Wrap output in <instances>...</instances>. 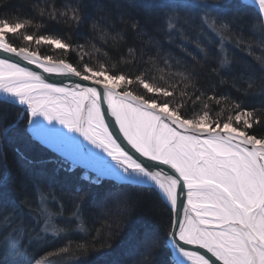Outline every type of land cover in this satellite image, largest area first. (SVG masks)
I'll return each instance as SVG.
<instances>
[{"label":"snow or ice","instance_id":"snow-or-ice-1","mask_svg":"<svg viewBox=\"0 0 264 264\" xmlns=\"http://www.w3.org/2000/svg\"><path fill=\"white\" fill-rule=\"evenodd\" d=\"M254 2L258 12L248 19L244 0H113L119 22L136 37L135 45L127 47L128 71L113 72L90 63L76 66L70 59L110 32H115L112 43L128 45L124 39L128 33L115 31L107 4L100 0H26L12 9V0H0V92L12 98L5 104L23 106V114L17 112L11 120L7 109L0 108V200L11 205L0 208V217L10 224L21 219L31 203L29 196L47 185L42 177H33L35 162L23 146L9 143L23 135L22 123L31 133L36 118L43 117L53 128L63 126L58 135L48 138L61 145L68 157L85 158L103 172H115L122 182L159 190L169 217L163 241L155 231L137 233L134 229L130 241L136 256L131 264H264V102L257 108L241 101L234 104V115L222 116L212 111L210 103L201 107L203 100L217 105L228 101L229 96L221 94L216 85L196 87L199 80L189 88L183 83L165 85L154 82L152 74L153 62L168 67L173 60L154 36L163 33L168 43L174 37L183 42L189 22L201 33L214 34L222 47L231 44L249 51L253 46L246 41L260 30L256 47L264 51V0ZM130 8H143L146 16H132L127 11ZM35 21L40 22L39 32L31 30ZM52 26L60 35L50 34ZM44 45L69 56L42 55L39 49ZM201 51L205 59L216 55L211 49ZM257 59L264 66V56ZM171 66L180 65L173 62ZM184 71L186 80L195 79L196 61ZM210 72L219 83L227 82L221 78L220 65ZM44 74L61 79L49 83ZM255 90L249 83L244 93ZM259 91L264 95V83ZM108 114L114 121L106 119ZM116 132L150 163L125 150ZM10 185L18 189L14 198L9 196ZM87 195L75 192L70 196L76 212L64 217L69 230L71 221L82 214ZM104 203L114 204L126 223L116 221L103 243L85 238L73 264H93V256L105 258V264H121L102 254L111 252L117 233H124L136 203L111 194ZM35 222L37 226L43 223L37 233L41 239L50 230L60 231L47 218ZM24 234L22 230L21 239ZM165 249L169 251L162 261ZM61 251L68 252L69 246ZM0 264H8L7 255H0Z\"/></svg>","mask_w":264,"mask_h":264},{"label":"trees","instance_id":"trees-1","mask_svg":"<svg viewBox=\"0 0 264 264\" xmlns=\"http://www.w3.org/2000/svg\"><path fill=\"white\" fill-rule=\"evenodd\" d=\"M100 2L105 3L111 9L110 16L112 18L113 23L115 24V31H124L127 32V36L124 37L129 43L127 46H122L121 44L112 43L110 37L115 35V32L106 33L105 37H102L99 43H93L90 47L82 51H78L75 55L71 56V61L79 66L83 63H90L93 67H107L110 68L113 72L117 70L128 71V64L131 63V58L126 56L127 47L134 46L136 43V37L133 33H131L124 25L119 22V11L114 8L113 0H100ZM26 0H12V4L9 6L12 9L19 8L22 4H25ZM127 11L132 16H146V12L143 8H130ZM244 15L248 19H254L256 13L244 9ZM53 30L50 33L51 35H60V32L56 30V26H52ZM32 32H39L40 22L35 21L31 26ZM261 31L256 30L255 35L250 37L246 43L252 45V50L249 51L246 48H237L228 44L223 46L219 43L218 38L207 31L201 33L196 25L191 24L189 22L188 29L186 30V36L183 40L179 37H174L173 43H168V38L164 36L163 33L156 34L154 39L156 41H160L163 43V51L166 53H171L173 60L168 61L169 66L165 67L163 62H153L152 64V74L154 82L162 83L165 85L168 84H184L185 88L191 87L196 80H199L200 83L196 84V87H207L209 84L216 85L217 90L223 94L229 96L228 101H222L221 104L217 105L215 101L209 102V100H203L201 102V107L203 104H209L212 108V111L215 114L228 116L234 115L232 111L235 103L243 102L245 105L251 107L255 106L259 108L261 103L264 102V95H262L259 91V86L264 83V72L262 70V64L257 59V57H262L260 54V48L256 47L257 42L260 40ZM105 39L109 42L105 43ZM144 40L147 42L148 38L144 37ZM22 43V41H21ZM35 47V45H33ZM202 49L207 50L211 49L213 53H216L215 56L205 59V55L202 53ZM40 52L42 55H52L54 59L57 57H68V53L61 54L58 50L54 48H50L46 45L40 46ZM194 60L196 61V72L198 75L193 80H186L188 75L187 72L184 71V67L191 68L193 66ZM173 62H178L179 67H172ZM218 65L221 67V78L227 80L226 83H219L217 77L211 75L210 69L216 68ZM133 70L135 67L133 65ZM234 78V79H233ZM252 83L256 88L250 94L245 95L244 89L248 87V84ZM181 88H177V92L181 91ZM208 96L211 97L212 93L209 92ZM0 108H6L9 112V119L15 116L13 108H7L4 105H0ZM223 109V111H222ZM200 109H197L199 112ZM26 126L25 123H22L20 126V132L23 133L19 139L12 138L9 143H19L23 146L24 150L27 153L28 147L36 148L42 154L45 147H42L38 142H36L29 134L25 131ZM39 148V149H38ZM32 149L30 151H33ZM28 154V153H27ZM29 156V154H28ZM30 157V156H29ZM31 158V157H30ZM14 159V157H13ZM42 164L35 163L34 164V172L33 177L39 178L44 176V174L51 175L54 169L51 167H42ZM41 172V173H40ZM43 174V176L41 175ZM64 181H57L50 183V185H55V189L59 192L63 191L62 188L65 189V185L67 183H71L75 185L73 177H62ZM105 184L108 183L111 186H116L113 182L103 181ZM93 187V186H92ZM74 188V187H73ZM101 186L93 187V189H89L87 198L83 202V212L82 214L76 218L73 222V225L66 227L64 223H60V226L65 232V234H59L55 238L44 239L41 242H34L32 246L26 244L20 245L21 249L19 257V263L17 261L16 264H61L65 261L69 264L71 261L73 262L76 257L79 255L77 248L80 244L85 243V238L88 241L95 243L96 241H103L112 233L113 229L116 227L115 222L121 221L125 222V217L119 212L114 204H109V206H105L102 203V200L98 202L96 205V200H99V196L102 193ZM50 191H53L49 188ZM119 190V189H117ZM134 190V191H133ZM83 191H86L83 189ZM90 192V193H89ZM124 192V193H121ZM144 190L140 191L139 189L132 188V191H115L114 193H118L121 197L127 196L133 202L136 203V207L134 208L131 220L124 233H117V236L114 239L118 238L113 245V249L109 253L102 254L104 257H108L110 259H115L121 262V264H131V261L136 256V250L131 243V238L134 232V229L137 233H142L144 230H152L155 231L163 241V234L165 229L168 226V207L167 204L160 200V197L156 195L143 194ZM18 194V189L15 185L9 186V195L11 197H15ZM74 192H72V195ZM71 196V195H70ZM71 202V206H69V201H67L65 210L66 212L73 209V203L70 198H68ZM93 201L91 203V207L89 201ZM104 200V199H103ZM69 209V210H68ZM33 215L34 209L31 208ZM28 205L26 210H24L22 214V218L26 219L21 223L25 225L23 232L26 233L23 235V239L31 237L33 234L37 232L39 227L35 223V217L28 216ZM74 213V212H73ZM30 218V220L28 219ZM3 220V219H2ZM0 219V222L2 221ZM20 222V220H19ZM79 224H77V223ZM59 223V222H57ZM80 226V229H79ZM64 229H66L64 231ZM78 229V230H76ZM76 234H73V233ZM65 246H69L68 252L61 251ZM99 247V244H96ZM168 249H165L161 253V260H165L168 255ZM27 254V257L30 259L27 261L23 258V254ZM93 264H105V258L99 256H93L92 258ZM14 261H10L13 264ZM16 262V261H15Z\"/></svg>","mask_w":264,"mask_h":264},{"label":"rangeland","instance_id":"rangeland-1","mask_svg":"<svg viewBox=\"0 0 264 264\" xmlns=\"http://www.w3.org/2000/svg\"><path fill=\"white\" fill-rule=\"evenodd\" d=\"M244 9H248L254 13L257 14L258 12V7H256L255 5H249L244 1ZM260 50V54L262 56H264V51ZM260 61V60H259ZM262 70L264 72V66H262ZM5 100H3L2 98H0V105H4L5 107L9 108H13L14 113L16 114L17 112H20L21 114H23V108L21 106H14L12 104H5L4 103ZM11 103V101H9ZM26 117V114H25ZM27 118V117H26ZM25 126L27 127V125L25 124ZM30 137H32L36 142H38L42 147L46 148V151L44 150V152L41 154L39 152V150H37L36 148H30L28 147L27 153L29 154V156L31 157V159L35 162V163H40L42 165V167H52L53 169H60L61 177H73V180L75 182V185L71 184V183H67V185H65V189H63V191L59 192V191H55L53 189H55V185H49L50 188L53 191H50L47 194L49 195H43L42 192L37 191V194H34V197L37 198L38 201V205L34 208V213H35V221L36 219H39L41 221H43L45 218L49 219V222L52 223L53 228L55 229H59V232H53V231H49L47 233V235H45L42 239L39 238L37 236V233L40 232V227L37 230V232L35 234H33L31 237H29V240H27L26 244L29 246H32L34 244V242H44V239H51L55 238L56 236H58L59 234H65V232H63L60 223H64V217H72L73 216V212L76 211V209H70V211L66 212L65 207L66 204L68 203L67 200L68 198H70V195H72V192H87L89 189H93V187H99L101 186V188L103 187L104 189H102V193L99 196V200H91L89 201L90 207H91V203H93V201L95 202V204L97 205L98 202H100L102 200V203L105 205V198L107 196H109L110 194L113 196H120L118 195V193H114L115 191H125V192H130L132 191V188H136L139 189L140 191L144 190L143 194H150V195H158V190L155 188H148L146 186H142V185H132L128 182H122L120 180H117L113 177H104L102 175H97L95 174V172H93L91 169H87L84 166H81L78 163H74L71 162L70 160H68V158L66 156H64L61 152L58 151H53L52 148L45 146L44 144H41L35 137H33L31 135V133H28ZM32 149H35L33 151H30ZM50 158V159H49ZM59 171V172H60ZM64 181L62 178H60V182ZM103 181H107V182H113L114 184L117 185L116 186H111L108 183H104ZM45 186V185H44ZM93 186V187H92ZM74 187V188H73ZM86 190V191H83ZM119 189V190H117ZM134 191V190H133ZM88 193V192H87ZM90 193V192H89ZM124 193V192H121ZM36 198H32L34 201L36 200ZM104 199V200H103ZM67 202V203H66ZM69 206H71V202L69 201ZM107 206H109V204H107ZM69 210V209H68ZM38 214V215H37ZM55 218V219H53ZM30 220V218H28ZM20 220V222H19ZM22 221L27 220L22 218V219H17L14 222L7 223V220L3 219L0 222V255H7V258L10 254L8 253H12L17 257L16 262H13V264H16L17 261L19 263V257H18V252H20L21 249H18L20 245L25 244L24 239H21V231L24 230L25 225L21 223ZM74 221V220H73ZM59 222V223H57ZM72 222V221H71ZM36 223V222H35ZM77 223V222H76ZM43 225V223H41ZM79 224V223H77ZM65 225V223H64ZM13 229H15L16 231L13 232ZM80 229V226H79ZM66 229H64L65 231ZM78 230V229H76ZM79 231V230H78ZM5 237H7V239H5ZM20 241L19 244H17V241ZM45 245V244H43ZM46 246V245H45ZM21 255V254H20ZM23 258L27 261L30 260L27 257V254H23ZM61 264H68L66 261L64 263ZM69 264H73V262L71 261ZM173 264H175V261L173 262Z\"/></svg>","mask_w":264,"mask_h":264},{"label":"bare ground","instance_id":"bare-ground-1","mask_svg":"<svg viewBox=\"0 0 264 264\" xmlns=\"http://www.w3.org/2000/svg\"><path fill=\"white\" fill-rule=\"evenodd\" d=\"M31 67L33 68V70H39V69L36 68V66H31ZM40 71H42V70H40ZM44 75H45V77H46V79H47V82H49V83H52V82H59L60 79H61V77H59V76H57V75H51V76H49V74H44ZM0 95L6 97V94L3 93V92H0ZM6 98H7V99L9 98V99L12 100L11 97H6ZM21 107L23 108V106H21ZM106 119H107L108 121H114V117H111L110 114L107 115ZM25 120H26V117H25ZM62 127H63V126H60L59 124H57V125L53 128V127L49 126V125L44 121V118H43V117H37L36 120L34 121V126H33V130H32V132H31V135H32L33 137H35V138H36L41 144H44L45 146L52 148L53 151L55 150V151L61 152V153H62L64 156H66V157L68 158V160H70L71 162L78 163V164H80L81 166L86 167L87 169L89 168V169H91L93 172H95V174H97V175H102V176H104V177H105V176H106V177H110V176H111V177H113V178H115V179H117V180H120V179L118 178V176L116 175L115 172H110V173H108V172H103V171H101L100 169H98L97 167H95L94 165H92L91 163H89L88 160L85 159V158H70V157H68L67 155H65L64 152H63V150H62L61 145H59V144L56 143L55 141L50 140V139L48 138V137H50V136H56V135H58V134H59V128H62ZM110 127L118 128V126L115 125V124L110 125ZM64 131L67 132L68 130L65 128ZM69 134H70V135L79 136V134H77V133H69ZM115 135H118V136H119V138H120V142H122V147H124L125 150L129 151L130 154H134L137 158L141 159L144 163H146V164L150 163L149 161L145 160L144 158L139 157V154L136 153L135 150L131 148V146L127 143L126 140H124V138H123V136H122L121 133L116 132ZM80 139H83V138L81 137ZM84 143L87 144L88 142H87V141H84ZM89 146H90V145H89ZM96 151L99 152V151H101V150L96 149ZM101 155H104L105 158H106L111 164H113V165L115 166V162L112 161L110 157H107V155H106L105 153H102V152H101ZM49 159H50V158H49ZM166 170H167V169H166ZM59 171H60V169L58 170V169L55 168L54 171H53V173H51V175L44 174V176H43V174H41V175L43 176L44 181L47 183V185H45V186L42 185L40 188L35 189V190H34V193H33L32 195L29 196V199L31 200V203L28 204V213L30 212V213H31V216L35 217V216L33 215L32 211H31V208L34 209V208L38 205L37 198L34 197V194H35V193L37 194V191H39V192H42L43 195L46 194V195L51 196L50 194H47V193L50 192V191H49V188H50V186H51L50 183H53V182L55 183V182H57V181H60V178H62V177L60 176L61 171H60V172H59ZM117 171H119V168H118V167H117ZM40 173H41V172H40ZM120 181H121V180H120ZM49 182H50V183H49ZM49 185H50V186H49ZM9 196H10V195H9ZM10 197H11V196H10ZM32 198H34V199L36 198V200L34 201ZM35 205H36V206H35ZM10 206H11V205H10L9 201H7V200H0V208L10 207ZM72 208L75 210L74 207H72ZM25 210H26V209H25ZM75 212H76V211H75ZM30 213H29V215H28L27 213H26V214H27L28 216H30ZM0 219L2 220L3 217H0ZM7 223H9V222L7 221ZM72 223H73V222H72ZM72 225H73V224H72ZM39 226H41V228L43 227L42 224H40ZM72 233H73V232H72ZM73 234H76V233H73ZM26 240H29V237L26 238V239H24V241H26ZM193 247H194V246H193ZM201 251H202L203 253H206V250H201ZM5 253H7V252H4L3 255H4ZM8 254H10V255L8 256V264H12V263H10L11 260L14 261V262L17 260V257H16L14 254H12V253H8ZM207 255L210 256V254H207ZM178 259H179L180 261H183V260H184L183 257H179ZM188 264H194V262H188Z\"/></svg>","mask_w":264,"mask_h":264},{"label":"water","instance_id":"water-1","mask_svg":"<svg viewBox=\"0 0 264 264\" xmlns=\"http://www.w3.org/2000/svg\"><path fill=\"white\" fill-rule=\"evenodd\" d=\"M247 4H249V5H255L256 7H258L257 6V4L254 2V0H244ZM0 98H2L3 100H7V101H11L12 102V100L11 99H7L5 96H2V95H0ZM155 189H157V188H155ZM158 190V189H157ZM158 192H159V190H158Z\"/></svg>","mask_w":264,"mask_h":264}]
</instances>
